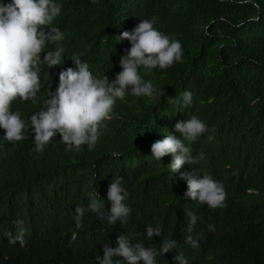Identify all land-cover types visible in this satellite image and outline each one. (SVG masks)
<instances>
[{"label":"trees","instance_id":"trees-1","mask_svg":"<svg viewBox=\"0 0 264 264\" xmlns=\"http://www.w3.org/2000/svg\"><path fill=\"white\" fill-rule=\"evenodd\" d=\"M61 2L54 23L65 33V63L51 69L41 64L49 76L74 66L76 53L94 74L115 78L120 58L131 46L116 36L142 18H155L156 27L181 40L183 60L144 72L165 95L158 100L131 94L118 99L92 149L66 150L59 143L38 170L15 165L12 153L0 148V264L18 258L29 264H67L65 249L75 247V264H96L99 245L80 244L101 236L100 218L86 211L77 225L72 210L82 200L81 206L86 205L96 191L105 196L117 177L123 178L132 209L121 233L146 234L134 241L159 246L162 237L147 236L151 223L177 242L197 238L208 219L197 214V222L190 223L183 169L172 173L173 154L161 161L150 156L152 143L176 132L175 123L189 115L208 125L197 140L185 141L194 155L206 154L191 167L221 181L227 193L223 210L230 222L213 238L212 264H264V0ZM54 47L49 44L45 51ZM185 90L194 93L188 106L182 104ZM17 221L31 223L32 230ZM7 233L22 234L33 243L25 249L10 246Z\"/></svg>","mask_w":264,"mask_h":264},{"label":"clouds","instance_id":"clouds-1","mask_svg":"<svg viewBox=\"0 0 264 264\" xmlns=\"http://www.w3.org/2000/svg\"><path fill=\"white\" fill-rule=\"evenodd\" d=\"M62 7L61 0H0V148L9 150L15 165L22 168L41 170L59 143L66 150H79L83 145L94 148L107 126L105 122L112 119L118 99L124 100L131 94L158 100L165 95L151 79H145L144 72L165 69L183 60L181 40L156 27L155 18H142L131 28L123 27L116 36L117 41L129 40L131 46L121 56V70L115 73V78L94 74L88 61L76 53L71 57L74 66L62 67L49 76L41 64L46 63L51 69L65 63V33L54 23ZM49 44L55 47L45 51ZM193 103L194 93L185 90L182 104ZM189 116L175 123L176 132L152 143L150 156L161 161L167 154L174 155L170 163L172 173L183 169L180 176L188 184L184 197L192 210L186 213L190 223L197 222V214L208 219L202 224V232L195 239L188 236L185 241L177 242L163 237L159 225L149 223L147 236L162 237L159 246L134 241L136 236L146 234L121 233L119 229L127 223L132 209L127 203L129 192L123 178L117 177L112 179L105 196L96 191L86 205L81 206L82 200L72 210L77 225L82 224L86 211H91L93 218H100L101 236L89 235L90 239H83L80 244L86 247L91 242L96 248L99 245L96 264H212L214 256L209 251L213 238L230 222L223 210L227 193L221 181L191 167L205 159L206 154L201 151L194 155L191 144L185 141L197 140L208 130V125L197 115ZM17 223L25 230H32L31 223ZM7 239L10 246L19 249L33 243L16 233H7ZM65 252V260H69L65 263L75 264L79 249H65ZM28 262L18 258L8 264Z\"/></svg>","mask_w":264,"mask_h":264}]
</instances>
